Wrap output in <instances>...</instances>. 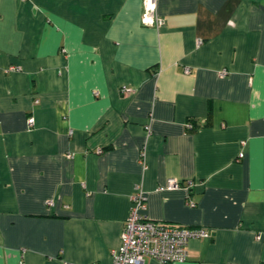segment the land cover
I'll use <instances>...</instances> for the list:
<instances>
[{"label":"crops","instance_id":"0c3cea01","mask_svg":"<svg viewBox=\"0 0 264 264\" xmlns=\"http://www.w3.org/2000/svg\"><path fill=\"white\" fill-rule=\"evenodd\" d=\"M143 10L0 0V264H113L137 186L211 233L144 264H264V0Z\"/></svg>","mask_w":264,"mask_h":264},{"label":"built area","instance_id":"2783aa9c","mask_svg":"<svg viewBox=\"0 0 264 264\" xmlns=\"http://www.w3.org/2000/svg\"><path fill=\"white\" fill-rule=\"evenodd\" d=\"M159 0H144V10L142 22L149 27H163L165 19L158 11ZM198 39V43H202ZM130 88L123 87V92L127 93ZM29 123H35V117H30ZM188 129H192V120L187 123ZM150 131V127H148ZM244 153L240 154L242 158ZM195 185L193 180L187 182L186 188L192 189ZM169 188H178L181 183L178 179L171 177L168 179ZM131 213L126 220L121 243L113 251V264H144L146 258L152 257L163 263L184 262L189 257V243L192 239L205 238L211 235L205 227H187L166 221H156L148 213V196L141 186L136 187L132 196ZM188 204L195 206L196 202L192 197H188Z\"/></svg>","mask_w":264,"mask_h":264},{"label":"trees","instance_id":"16d2710c","mask_svg":"<svg viewBox=\"0 0 264 264\" xmlns=\"http://www.w3.org/2000/svg\"><path fill=\"white\" fill-rule=\"evenodd\" d=\"M193 124H194V127L192 129H189L190 131H196L199 127H200V124L196 121V120H192Z\"/></svg>","mask_w":264,"mask_h":264}]
</instances>
